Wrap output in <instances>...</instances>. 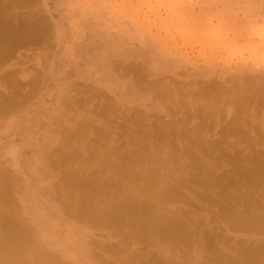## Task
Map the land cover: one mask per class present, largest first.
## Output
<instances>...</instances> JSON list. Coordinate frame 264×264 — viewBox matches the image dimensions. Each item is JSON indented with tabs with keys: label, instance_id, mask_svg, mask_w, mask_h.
Here are the masks:
<instances>
[{
	"label": "rangeland",
	"instance_id": "374dc122",
	"mask_svg": "<svg viewBox=\"0 0 264 264\" xmlns=\"http://www.w3.org/2000/svg\"><path fill=\"white\" fill-rule=\"evenodd\" d=\"M0 46V97L18 82L30 95L0 115V211L67 264H101L126 240L71 215L89 198L116 205L183 185L201 155L264 158V0H0ZM237 137L233 152L195 150ZM223 230L226 250L264 242Z\"/></svg>",
	"mask_w": 264,
	"mask_h": 264
},
{
	"label": "bare ground",
	"instance_id": "6f19581e",
	"mask_svg": "<svg viewBox=\"0 0 264 264\" xmlns=\"http://www.w3.org/2000/svg\"><path fill=\"white\" fill-rule=\"evenodd\" d=\"M26 35L28 38L42 37L40 33ZM0 50L7 48L0 46ZM36 83L38 81L34 80L31 84ZM20 86L21 83L18 82L17 93L0 97V115L16 107L23 101L22 98L30 96L22 94ZM227 97L223 96V100L230 102L229 99L236 98L234 95ZM251 98L247 97L245 102H249ZM229 133L241 136L234 130L226 131L225 135ZM241 137H237L231 147L225 139L217 143L199 144L195 150L213 153L210 157L218 154L216 151L221 146H226L233 152L234 148L242 144L238 140ZM261 140L264 138H256L255 141ZM253 145L255 147L259 144ZM248 146L246 148L250 150ZM252 153L249 152L246 158L242 156L244 159L240 157L234 162L226 159L231 164L224 163V159L228 158L225 155V158L220 156L219 159H210L200 153L201 156H197L199 159L190 164L188 173L181 175L184 178L183 185L170 180L164 183L162 189L147 191L135 199L126 198L122 204L116 205L101 206L98 199L89 198L87 207L79 206L76 211H71V215L98 218L106 227L119 226L125 230L123 237L126 240L117 246L104 247L109 254L99 257L101 264H264L263 241L258 240L245 252L244 246L239 248L241 242L233 246L238 252H233L230 248L231 251L226 250V245L220 243L221 240L218 241L221 239L220 235H223L220 232L223 229L225 236L233 232H230L231 228L234 231L245 229L246 232H255L260 236L264 234V158L255 161ZM1 193L4 191L0 187V200H5V194ZM5 202L8 203L6 200ZM233 204L238 206L237 209ZM16 217L7 214L5 210L0 211V250H7L9 253L5 258L0 255V264H67L65 258L68 257L62 253L60 257H55L50 248L47 249L44 245L38 250L36 241L29 239L35 228L22 226L24 222L20 223L22 219ZM13 218L20 221L15 222ZM224 220L229 221L228 224ZM213 238L221 244L217 248L218 252V243ZM132 244L142 246L133 250L135 246ZM213 246L215 249H212ZM27 250H30L29 259L23 255ZM239 250L242 251L239 253Z\"/></svg>",
	"mask_w": 264,
	"mask_h": 264
}]
</instances>
